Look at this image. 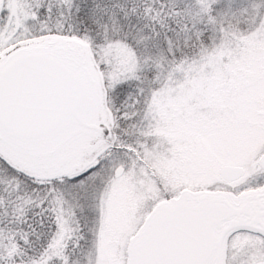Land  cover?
Returning a JSON list of instances; mask_svg holds the SVG:
<instances>
[{"label": "snow or ice", "instance_id": "snow-or-ice-1", "mask_svg": "<svg viewBox=\"0 0 264 264\" xmlns=\"http://www.w3.org/2000/svg\"><path fill=\"white\" fill-rule=\"evenodd\" d=\"M0 264H264V0H0Z\"/></svg>", "mask_w": 264, "mask_h": 264}]
</instances>
